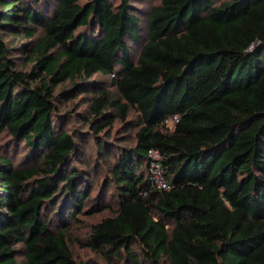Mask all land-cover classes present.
<instances>
[{"label": "trees", "instance_id": "1", "mask_svg": "<svg viewBox=\"0 0 264 264\" xmlns=\"http://www.w3.org/2000/svg\"><path fill=\"white\" fill-rule=\"evenodd\" d=\"M133 1L0 0V133L27 149L17 165L0 149V264H17L18 243L25 264H78L65 230L103 165L116 207L91 225L93 250L127 264H264V0H159L145 29ZM39 29L21 48L26 71L7 38ZM97 73L117 97L91 84ZM77 91L91 92L77 137L99 154L85 168L57 103ZM130 109L132 144L113 152L104 133ZM152 148L168 189L148 179Z\"/></svg>", "mask_w": 264, "mask_h": 264}, {"label": "rangeland", "instance_id": "2", "mask_svg": "<svg viewBox=\"0 0 264 264\" xmlns=\"http://www.w3.org/2000/svg\"><path fill=\"white\" fill-rule=\"evenodd\" d=\"M159 0H139L131 2L141 19V26L145 29L147 25V18L150 8L153 5L158 4ZM42 32L39 29L37 34L31 38L26 36H8L9 45L14 48L11 50V57H14L19 68L29 71L32 68L33 62L30 61V51L22 48L23 44L31 43L34 45L36 40L40 38ZM133 52H136L134 48ZM91 84H95L100 80L103 86L110 91L112 97H117L116 90L111 84V75H103L101 73L94 74L91 78ZM70 86L69 81H65L56 87V91H61L64 88ZM89 87H92L90 84ZM90 89V88H88ZM91 96L89 91H77L73 96L66 98L60 96L58 98V105L61 111L72 112V116H67L62 123L65 127L75 135V138L82 143V149L86 150V153L82 156V162H75L79 168L91 167L94 164V158L99 156L96 152V145L92 138L79 140L77 135L79 134L76 129H86V125L82 124L79 120L78 113H80L87 105L86 99ZM136 113L133 110H129L127 117V124L121 123L118 119H115L112 125L104 133L106 135L109 145H112L113 152H117L119 146L131 145L132 135L136 131L137 126ZM129 127V128H128ZM10 136L5 132L0 133V149L12 158L15 165L21 162L24 155L27 154L26 147L23 146V142H18L15 149L10 145ZM108 156L107 158H111ZM30 161V160H29ZM27 161V162H29ZM103 165L102 168H95V173L90 176L92 182V188L89 192V198L85 202L83 212H81L77 219L70 220L68 227L65 230L67 237V243L72 252L74 260L78 264H127L128 261L125 258L122 259L123 253L115 255L112 258L105 256L103 253L93 250L87 243V238L91 225L101 219L104 216L112 215L116 207L115 188L112 183H109L108 172ZM93 209V210H92ZM92 210V212H89ZM52 228L57 229V225L54 223ZM17 250L16 261L17 264H25L23 244L18 243L15 246ZM133 252H138V245L132 246Z\"/></svg>", "mask_w": 264, "mask_h": 264}, {"label": "built area", "instance_id": "3", "mask_svg": "<svg viewBox=\"0 0 264 264\" xmlns=\"http://www.w3.org/2000/svg\"><path fill=\"white\" fill-rule=\"evenodd\" d=\"M148 156V179L151 185L159 189H168L169 181L164 173V166L162 163V155L157 149H150Z\"/></svg>", "mask_w": 264, "mask_h": 264}]
</instances>
